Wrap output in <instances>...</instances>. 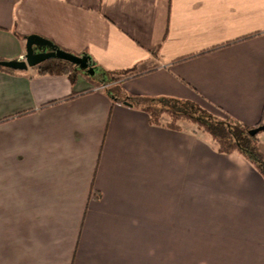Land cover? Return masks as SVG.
<instances>
[{
	"label": "crops",
	"instance_id": "obj_1",
	"mask_svg": "<svg viewBox=\"0 0 264 264\" xmlns=\"http://www.w3.org/2000/svg\"><path fill=\"white\" fill-rule=\"evenodd\" d=\"M30 36L90 66L0 69V264H264L260 172L133 103L260 123L264 0H0V59Z\"/></svg>",
	"mask_w": 264,
	"mask_h": 264
},
{
	"label": "trees",
	"instance_id": "obj_2",
	"mask_svg": "<svg viewBox=\"0 0 264 264\" xmlns=\"http://www.w3.org/2000/svg\"><path fill=\"white\" fill-rule=\"evenodd\" d=\"M5 61L8 60L0 59V69L11 70L1 65ZM35 68L39 74H65L71 79L72 84L83 73L78 66L62 59L47 60ZM105 73L108 75L106 83L120 84L144 72L137 68H130L113 72L105 71ZM93 81L96 87H101L105 83L96 79ZM133 103L148 113L150 123L153 125L182 131L184 125L188 124L192 126L194 133L202 132L209 135L216 142L220 153L238 154L244 157L264 177V152L260 147V132H255V129L264 125V116L260 123L249 127L233 118L217 117L191 100L168 97L147 100L134 95Z\"/></svg>",
	"mask_w": 264,
	"mask_h": 264
},
{
	"label": "water",
	"instance_id": "obj_3",
	"mask_svg": "<svg viewBox=\"0 0 264 264\" xmlns=\"http://www.w3.org/2000/svg\"><path fill=\"white\" fill-rule=\"evenodd\" d=\"M51 59H62L75 64L81 69H87L90 66L89 59L74 53L62 50L60 48H49V43L38 36H30L27 39L26 54L22 59L9 60L2 62L1 65L11 69L25 70L28 67H35ZM264 130V125L255 129V132Z\"/></svg>",
	"mask_w": 264,
	"mask_h": 264
},
{
	"label": "rangeland",
	"instance_id": "obj_4",
	"mask_svg": "<svg viewBox=\"0 0 264 264\" xmlns=\"http://www.w3.org/2000/svg\"><path fill=\"white\" fill-rule=\"evenodd\" d=\"M186 125H188V124H185L184 126H186ZM186 127H189V125H188V126H186Z\"/></svg>",
	"mask_w": 264,
	"mask_h": 264
}]
</instances>
